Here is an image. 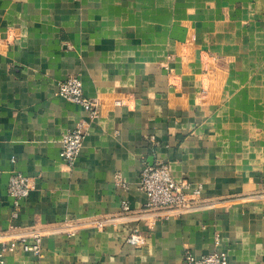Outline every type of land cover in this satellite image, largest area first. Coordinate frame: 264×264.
I'll return each instance as SVG.
<instances>
[{"label": "crops", "instance_id": "1", "mask_svg": "<svg viewBox=\"0 0 264 264\" xmlns=\"http://www.w3.org/2000/svg\"><path fill=\"white\" fill-rule=\"evenodd\" d=\"M73 75L94 120L58 94ZM81 120L71 168L62 137ZM159 161L190 194L202 186L165 218L139 189ZM14 172L32 185L19 209ZM35 228L42 254L5 250L6 264H188L217 249L264 264V0H0V231Z\"/></svg>", "mask_w": 264, "mask_h": 264}, {"label": "built area", "instance_id": "2", "mask_svg": "<svg viewBox=\"0 0 264 264\" xmlns=\"http://www.w3.org/2000/svg\"><path fill=\"white\" fill-rule=\"evenodd\" d=\"M58 94L78 105L87 114L89 120H94L98 116L97 103L87 97L83 89L82 78L78 75L59 83ZM89 131V122L81 120L74 128L63 134L60 148V157L68 167H74L85 139ZM122 181L120 177L117 180ZM186 182L177 181L171 172L170 165L159 161L153 164H144L140 174L139 189L145 194L146 202L144 213L157 216L168 217L172 210H183L193 207L197 203V196L201 193L202 186L194 190L193 195L188 190ZM32 185L30 179L21 172H14L8 183V193L14 198L17 209L29 196ZM16 209V210H17ZM132 211L128 200L122 202L121 214L126 215ZM18 216V211L13 213V217ZM108 220L100 219L96 221L98 228H104ZM45 234L42 229H32L29 233L17 236L12 231H0V264H6L4 251H14L21 247L25 252H31L35 256H40L43 250V239ZM146 238L134 229L127 238V242L134 246H142ZM185 260L188 264H230L225 251L214 250L212 252L196 255L193 252H186Z\"/></svg>", "mask_w": 264, "mask_h": 264}]
</instances>
